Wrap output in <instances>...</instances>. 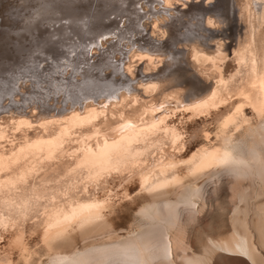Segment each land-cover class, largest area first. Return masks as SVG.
Returning <instances> with one entry per match:
<instances>
[{"label":"bare ground","instance_id":"obj_1","mask_svg":"<svg viewBox=\"0 0 264 264\" xmlns=\"http://www.w3.org/2000/svg\"><path fill=\"white\" fill-rule=\"evenodd\" d=\"M98 1L0 0V50L15 35L33 49L27 69L0 66V264L32 259L36 246L49 264H210L224 254L264 264V0L180 14L200 22L170 42L180 44L175 57L128 34L150 28L165 40L176 11L192 0H162L160 10L147 0L145 16L157 17L146 22L135 9L145 21L136 27L106 17L72 32L73 15ZM123 1L106 0L94 20L105 8L124 15ZM52 31L57 41L44 39ZM108 51L124 76L108 89L87 88L97 69L87 57ZM171 65L182 66L170 70L173 78L165 76ZM225 110L238 113L233 125L247 122L238 140L190 136L198 119ZM225 180L230 233L216 223L220 207L207 209L205 200ZM137 200L141 230L121 237L117 218Z\"/></svg>","mask_w":264,"mask_h":264},{"label":"rangeland","instance_id":"obj_2","mask_svg":"<svg viewBox=\"0 0 264 264\" xmlns=\"http://www.w3.org/2000/svg\"><path fill=\"white\" fill-rule=\"evenodd\" d=\"M133 1L134 0H124L122 2V7L127 8V10H124V12H125L124 15L125 16L124 15L120 16L119 14H110L108 16L106 14H109V10L107 11V9L105 8V9H100V12L97 11L98 12V15L96 13L97 18H100L97 21L94 20V18L96 16H93V13H94V11L99 9L98 7H101L102 5H104L106 0H99L98 2L93 3L89 7H82V9L80 11L81 13L77 14L76 17H74V15H73V17L71 18V20L75 19V27H74V23H73V27H72L73 31L72 32H75V30L76 31L80 30V32H83L84 29L86 28V27H84L85 26V24H84L85 22L89 23L90 21H92V25H95V24L97 25L98 23H102L103 20L106 17H108L111 21H115L116 20L118 22V24L120 22V25H122L124 20L125 21H130L132 26L136 27V26H138V25H136L137 22H139L140 20L141 21L145 20L146 22H148V20H149L148 17L149 16L151 18H154V17L156 18L157 17V16H153L156 13H152L151 15H149L148 12L146 14L147 16H145L144 11L142 10L143 7H144L143 5H145V8H146L149 4H152L153 8L155 10L156 9L160 10V8H162V7L164 8V6H165L162 0H152V1H150V3L147 0L146 1L145 0H141V2H139L137 5L132 7V10H131L132 12H129L128 11L129 8H128L127 5L130 3L129 4V6H130ZM210 2H212V4H210ZM217 2L221 3L225 7L220 5V7L218 9H216V11L217 12L218 11H224L223 9L226 8V6H227L226 3H225V0H220V1L219 0H192V1H189L185 5V7H181L180 8V12H178V10H177L176 11L177 13H175V12H174L175 14L172 13V14L175 15V16H173L174 18L172 19V23H171V25L173 26V29H171L172 32H170L167 35L168 37L165 40H161V42H159V43L151 35V29L150 28L148 29L149 31H146V30L140 31V29L138 28L139 31H140V34H137L136 32H134V33L128 34V36L134 37V34H136V38H138L141 41V43H139V44L143 45L144 47H147V48H150V49L152 48V50L157 51L156 53H159V54L160 53H162V54L164 53L167 56L175 57L176 56L175 55L176 54L175 50L177 49V51H178V46L180 44L178 43L177 45H175L176 47H174V48L171 47L170 48L169 47V46H171L170 42L173 39H175V37L177 35L180 36L181 33L182 34H186L187 31H190V30L193 31L195 29V27H193V26L200 22V19H198L199 22L196 21L198 23H196L195 21H189L188 19H186L187 18L186 16L189 13V11H194V10L197 11L196 9L200 8V6H202V5H205L206 7H211V6L215 5L217 7L219 5ZM147 3H149V4L146 5ZM158 3H159V5H158ZM215 6H213V7H215ZM140 8H141V10H140ZM135 9L136 10L137 9L140 10V11H137V12H138L139 15L143 16V17L141 16V18L143 20L141 18L139 19L138 16H136V14L133 15V13H135V11H136ZM148 9H149V7L146 8V10H148ZM160 13L162 14V12H160ZM180 14H183V16H185L186 18L183 17L184 19L183 18L180 19V16H179ZM181 20H183V22ZM145 21H143L141 24H143ZM77 29H79V30H77ZM63 30H64V33H65L66 32V27L65 26H64V28L63 27L59 28L60 32H62ZM141 30H142V28H141ZM116 31L119 32L120 30L116 29ZM127 32H130V31H127ZM55 33H56V31H52L51 33H47L48 35H46V37L44 39L51 40L52 42L53 41H57L56 37H54ZM172 35H174V36H172ZM12 37H14V36H12ZM100 37L101 36H99L97 38V41L100 39ZM24 40H25L24 37H20L18 35H15V37L13 39L10 38V39H4L3 40L2 46L4 48H2L1 50L3 51L2 53L5 54V56H6V58H3V59L0 60V66L4 67L3 69H6V68L12 69L11 67L21 66L22 63L26 60L24 55L25 54L29 55V53L33 49L30 50L32 48L31 42H27L26 43ZM79 40L82 42V40H83L82 36H81V38H79ZM122 40H123V38H122ZM125 41L127 42V40H125ZM148 41L150 42V44L152 43L151 45H154V47H152L151 45L147 46L146 44H148ZM85 43H86V45H87V43L93 45V43L90 42V41H88V42L85 41ZM136 43H138V42H136ZM84 44H83V46H84ZM56 45L59 46L58 43ZM108 48H109V46H108ZM159 50H163V51L162 52H158ZM12 51H14V53ZM53 52H55V51H53ZM43 54H45V53H43ZM49 54H51V53H48L46 55H49ZM72 54H73L72 55L73 57L76 56V55H74L76 53H72ZM109 54H110L109 51L106 52V53L102 52V55L100 56L101 58H99V59L94 58L95 61L90 59L89 57H87L88 58V64L90 65V64L96 63V65L95 66L93 65V66L95 68H97L93 72L92 79H90L92 81L88 80L89 82L87 83V86H88L87 88L92 89L91 86L94 85L93 89H96V88H99V87H102V88L104 87L105 89H108L109 86H111L112 84L117 83L118 81H121L120 79L124 76V72H123V70L121 71V69L118 72H116V70H114L113 66L111 65V61L112 60L110 61L109 57H107V56H109ZM59 56L63 57L62 58V59H64L63 62L66 61L65 54L63 55V53H62ZM44 58L47 59V56L44 57ZM42 61H44V60H42ZM112 63L114 64L115 62L112 61ZM54 64L55 63H53V62H50V63L48 62V64H47V62H44V64H42V66L50 68ZM57 64H58V62H57ZM97 65H104L105 67L101 66L100 68H98ZM22 66H24V68L23 67L20 68L21 71L27 69L26 68L27 64L23 63ZM175 66L171 65V67L169 68V71L165 73V76L170 77V78L175 77V74H172L173 72L169 73L170 70L174 71V70H177L178 68H182V66H181V67H178L177 69H174V68H176ZM3 69L0 68V70H3ZM179 74H181V73L179 72L178 75ZM94 77H95V79H94ZM93 82H94V84H92ZM96 84H98L97 87H95ZM237 117H238V113H234V111H232V110H225V111L221 112L219 115H217L214 118H208L206 121H204V119H198L199 121L197 120L191 126V131H190L189 134H191L190 136L195 141L197 140L198 142H202V140H203L202 138L204 136H207V134H209L210 141L212 140V141H216V142H219V143H223V142L229 141V140L230 141L231 140L232 141L233 140L236 141L243 135V133H244V131H246V127H247V122H244V121H238L237 122L238 124L233 125L234 120ZM225 181H226L225 184H220L218 186V192L217 193L214 190L215 188H213L214 186L212 187V185H211L209 187V189H208V193H206V195H205V198H206L205 200H207V204H208L207 209H209L211 207L210 209L214 210V209H217L218 206L220 207V211L218 212V217L216 218L217 219L216 223L217 224L218 223L220 224V222H221V224L224 223L221 226L222 227L221 230L224 231L225 233L226 232L230 233L231 231H230L229 217H231V215L233 213L234 203H232L230 201L231 190L227 186V181L228 180H225ZM140 204H141V200H137L132 205L126 206L120 212L119 217L117 218V224L120 226V229L125 231L123 234H120L121 237L131 236L134 233L139 232L141 230V228L138 227V225L140 224V221H141L140 214H139V211H138V208H139ZM127 207H129V208H127ZM226 220H228V221H226ZM202 223L206 227L205 230H207L209 224L211 223V220H210L209 217H204L203 220H202ZM186 231L188 233V236L190 235V237H191V235H193L194 232H195V227L192 226V225H190V226L188 225ZM208 232H210V230H208ZM208 234H210V233H208ZM189 241H191V243H194L193 239L192 240L189 239ZM34 248L36 250H35V254H34L32 259H30V256L29 257H25V258H21L18 261L17 264H49L48 257L46 255H43L42 251L39 250V247L36 246ZM225 255L226 254L221 255L219 257H215L214 258L215 261L214 260L212 261L214 263L211 262L210 264H245L243 262V260H241L240 257H238V256H235V255L234 256L233 255L225 256Z\"/></svg>","mask_w":264,"mask_h":264}]
</instances>
